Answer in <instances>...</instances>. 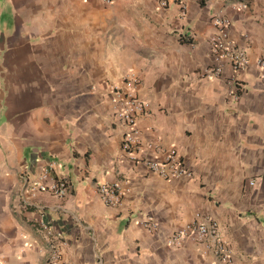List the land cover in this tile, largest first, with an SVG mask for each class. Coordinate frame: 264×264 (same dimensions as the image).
Masks as SVG:
<instances>
[{"label":"crops","instance_id":"0c3cea01","mask_svg":"<svg viewBox=\"0 0 264 264\" xmlns=\"http://www.w3.org/2000/svg\"><path fill=\"white\" fill-rule=\"evenodd\" d=\"M163 1L0 0V264H44L45 223L66 241L64 264H220L192 240L166 243L205 218L232 264H264V0ZM220 12L251 59L237 100L230 65L210 74ZM130 76L149 104L137 155L175 148L191 177L124 154L106 91ZM46 167L69 181L66 197L29 189ZM101 183L121 186L120 204L104 202Z\"/></svg>","mask_w":264,"mask_h":264},{"label":"built area","instance_id":"2783aa9c","mask_svg":"<svg viewBox=\"0 0 264 264\" xmlns=\"http://www.w3.org/2000/svg\"><path fill=\"white\" fill-rule=\"evenodd\" d=\"M106 3H112L113 0H102ZM167 5V0L162 2ZM241 7L246 8L247 4L242 3ZM215 32L209 37L211 54L216 61V65L211 69L215 76L222 75L224 67L230 65L232 75L229 82L232 84L230 95L236 100L244 87L240 83L239 75L251 65V59L245 48L241 47L231 35L232 18L222 12L212 17ZM256 66L260 75L264 78V55L257 57ZM138 78L130 76L126 79L125 85H110L107 88V94L111 103L112 114L116 121L125 127L122 140V150L125 155L136 163L143 162L147 167L158 173L165 179L191 177L192 171L183 163L178 151L170 149L164 160L151 159L149 157H140L137 152L141 149L142 131L139 121L147 111L149 104L137 93ZM51 167H46L37 176L29 189L32 192H49L59 198L66 197L71 188V184L64 177L51 176ZM254 184V181H251ZM99 193L108 205H118L121 203L122 190L118 183L99 184ZM149 230L158 229L157 222L149 219L147 221ZM46 230L49 242L48 253L44 264H64L62 259V249L66 241L62 234L56 231L49 224H43ZM186 240H192L195 243L203 245L210 250L219 260L220 264H232L233 250L230 242L221 234L218 222L213 218L203 220L196 219L174 230L167 238L166 243L169 247L176 248L183 245Z\"/></svg>","mask_w":264,"mask_h":264}]
</instances>
